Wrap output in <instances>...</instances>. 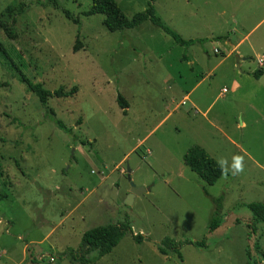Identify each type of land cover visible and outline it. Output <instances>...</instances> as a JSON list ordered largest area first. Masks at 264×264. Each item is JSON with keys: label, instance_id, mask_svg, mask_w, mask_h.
<instances>
[{"label": "rangeland", "instance_id": "1", "mask_svg": "<svg viewBox=\"0 0 264 264\" xmlns=\"http://www.w3.org/2000/svg\"><path fill=\"white\" fill-rule=\"evenodd\" d=\"M116 1L128 18L151 2L196 42L180 45L149 20L110 31L102 14H84L90 0H0V264H80L83 232L120 223L143 240L127 231L85 264H264V222L245 205L264 203V77H242L231 90L236 61L246 57L242 68L252 70L264 56V0ZM12 61L49 90L77 91L44 106ZM192 87L199 104L214 100V124L183 98ZM194 144L229 163L244 155L243 174L207 184L183 161ZM131 184L144 191L126 203ZM217 206L221 221L209 231ZM165 236L205 245L162 254Z\"/></svg>", "mask_w": 264, "mask_h": 264}, {"label": "trees", "instance_id": "2", "mask_svg": "<svg viewBox=\"0 0 264 264\" xmlns=\"http://www.w3.org/2000/svg\"><path fill=\"white\" fill-rule=\"evenodd\" d=\"M90 7L84 11L85 15H91L95 13H100L104 16L103 23L105 27L110 31L121 30L124 28H133L141 24L145 20L151 21L156 26L162 28L166 33H168L174 40L180 45L189 46L196 42L195 39H184L173 29L166 26L161 19L155 15V9L151 2L148 3L146 9L143 11L136 12L132 17L128 18L116 0H90ZM65 15L68 19L73 20L75 23H78L76 18H72L67 10H65ZM4 30L8 35H12L11 30L7 27H4ZM77 42L73 46V50H77ZM0 50L5 52L3 45L0 42ZM7 55V54H6ZM12 66L18 72V79L23 83L26 88L33 92L39 99L40 103L44 106L47 105L48 99L52 96L55 97H68L72 96L76 91L77 87L73 86L69 90H65L61 85L54 90H49L43 86L40 82L32 81L28 78L18 67L16 63L12 61ZM253 76L258 77L261 74V70H256L253 73ZM116 100L119 106L123 109V112L126 113V108L128 107L127 101L118 94ZM51 115H54V110L49 108ZM52 115V117H54ZM55 124L64 130L65 132L71 133V127L65 126V124L59 120L53 118ZM81 144H90L88 140L79 139ZM184 163L197 175L203 179L207 184H214L217 179L222 175L220 169L217 167L216 159H214L206 150L200 145L194 144L191 145L183 154ZM18 165V163H16ZM5 196L4 193L0 194V197ZM253 213L254 223L264 222V203L263 202H250L245 204ZM219 206L216 207L212 220L208 226V230L212 231L217 228L220 224L221 218L219 214ZM250 223L252 229H255V224ZM130 231L131 228L128 224H107L99 225L87 229L83 232L81 240L77 249V253L73 255V260L79 262L80 264L95 262L97 259L103 255L109 253L122 239L124 234ZM132 233V232H131ZM133 238L136 242L140 243L143 240L141 234L132 233ZM182 243L194 244L195 246L202 247L205 245V240L193 241L191 239H185L181 241H176L171 237L165 236L158 244L157 249L162 254H168V252H175L178 257L182 258V254L179 250ZM90 252H95L91 257H88ZM264 257V254H263Z\"/></svg>", "mask_w": 264, "mask_h": 264}, {"label": "crops", "instance_id": "3", "mask_svg": "<svg viewBox=\"0 0 264 264\" xmlns=\"http://www.w3.org/2000/svg\"><path fill=\"white\" fill-rule=\"evenodd\" d=\"M183 38V37H182ZM185 39V38H184ZM232 50V49H231ZM231 54V53H230ZM230 54L227 56V57H229L230 56ZM259 58H264V56H261V57H259ZM258 58V59H259ZM182 59H184V60H188L189 59V57L187 56V55H184L183 57H182ZM246 59V57H244V56H242V58H239V60H237L236 61V66H237V68L239 69V71L238 70H236V74H238V77H237V75H236V77H233L232 79H231V90H232V92H235V91H237V90H239L240 89V82H239V79H241L242 77H253V79L255 78V79H257V81L258 80H260V79H262L263 77H264V62L262 63V64H259V62H258V60H257V63H258V68H254V69H252V70H250L249 68H247V69H243L242 68V61H244ZM235 67V66H234ZM261 70V74L258 76V77H255V76H253V72L254 71H256V70ZM213 70V68L212 69H210L206 74H202L201 75V78L198 80V82L196 83V87L197 86H199V84H201L202 83V81L206 78V75H209L210 74V72ZM240 72V73H239ZM250 74H252V76H250ZM262 83H264V81L262 82ZM194 86V87H195ZM194 87H192L190 90H188L186 93H185V95L183 96V98L184 99H186V100H190L191 101V104L193 105V106H197V113H199V114H201V116H202V118H203V121L205 122V121H207L210 125H212V124H214L215 122H213L212 120H211V118H209L208 117V114H209V111H210V109H211V107H212V104H213V102H214V100H211V101H207V102H205V103H198L195 99H193L192 97H191V95H192V92H193V89H194ZM225 87H223L222 88V91L223 92H226V90L224 91L223 89H224ZM207 94H210L209 93V91L207 90V89H205V90H203L202 92H201V99H203V97H205ZM220 94V93H219ZM204 101V100H203ZM240 126H243V122L241 121L240 122ZM201 146V145H200ZM204 148V147H203ZM206 150V149H205ZM207 151V150H206ZM208 152V151H207Z\"/></svg>", "mask_w": 264, "mask_h": 264}, {"label": "clouds", "instance_id": "4", "mask_svg": "<svg viewBox=\"0 0 264 264\" xmlns=\"http://www.w3.org/2000/svg\"><path fill=\"white\" fill-rule=\"evenodd\" d=\"M245 156L242 154H234L231 158V163L226 159L220 158L216 161L217 167L220 169L221 175L227 177L239 176L243 174L245 170Z\"/></svg>", "mask_w": 264, "mask_h": 264}, {"label": "water", "instance_id": "5", "mask_svg": "<svg viewBox=\"0 0 264 264\" xmlns=\"http://www.w3.org/2000/svg\"><path fill=\"white\" fill-rule=\"evenodd\" d=\"M129 170V168L127 169ZM128 178H129V175H128ZM140 191H144V188L143 187H135L133 184H131V188H130V191L128 193V196H127V199H126V203H130L131 202V199L132 197L139 193Z\"/></svg>", "mask_w": 264, "mask_h": 264}, {"label": "built area", "instance_id": "6", "mask_svg": "<svg viewBox=\"0 0 264 264\" xmlns=\"http://www.w3.org/2000/svg\"><path fill=\"white\" fill-rule=\"evenodd\" d=\"M215 51H216V49H215ZM258 62H259V64H262L264 62V58H259ZM223 90L225 91L226 89L224 88ZM49 261H53V257H49Z\"/></svg>", "mask_w": 264, "mask_h": 264}]
</instances>
